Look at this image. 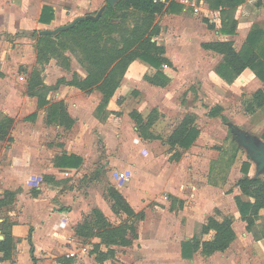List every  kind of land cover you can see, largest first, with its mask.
Masks as SVG:
<instances>
[{"label":"rangeland","instance_id":"obj_1","mask_svg":"<svg viewBox=\"0 0 264 264\" xmlns=\"http://www.w3.org/2000/svg\"><path fill=\"white\" fill-rule=\"evenodd\" d=\"M197 1H203V9L196 14L191 9L185 12L181 9L177 13L163 12L154 17L160 30L151 40L163 47L166 55L174 57L173 68H165L171 75L168 85L161 88L144 80L132 83L123 80L116 96L100 109L96 107L102 101V94L97 89L89 93L67 92L62 98V101L67 100V110L69 103L76 104L72 106L75 112L88 120L75 122L70 128L48 124L46 116L50 104L36 106L35 100L26 95V89L37 79L52 87L61 79L71 80L75 74L79 79L87 76L86 69L78 61L77 50L75 54L70 48L59 46L60 42L73 44V38L62 35L41 40L39 31L44 28L37 29L36 33L0 32V123L5 117L13 119L4 138H0V165L13 163L37 168L39 186L55 189L58 194L69 193L70 198L79 197L82 208L79 220L72 227L73 238L77 248L86 247L87 264H139L136 259L140 258V240L134 242L136 246L131 245L133 251L130 253V249L98 236L100 228H94L92 224L97 201L106 208V214L101 212L111 226L133 225L134 222L142 228L145 241L156 238L157 242H164L165 249L168 246L166 250L172 255H175L173 248L176 250L177 244L182 247L186 241L201 242L208 237L201 234V227L209 217L221 220L228 215L233 218L232 225L238 236L227 255L205 256L198 250L185 257L189 258L188 264H264V238L256 239L264 233V210L258 212L248 230L235 202V197L248 200L235 185L242 176L244 161L250 163L248 174L252 177L264 179V174L256 172L255 160L235 140L233 132L237 127L239 131H247L257 143L264 142L261 136L264 107L253 113L244 110V101L262 88L263 83L254 73L231 82L215 73L214 67L221 62V56L203 50L199 43L216 39V32L207 28L202 19L215 20L214 12L219 9L210 7L207 0ZM249 2L258 7L264 0ZM98 8L80 15L95 14ZM114 14L115 11L107 17ZM76 16L79 15L70 16L62 24ZM255 19L264 26V18ZM134 22V17H128L125 26L131 28ZM190 33L197 35L195 40L190 39ZM146 66L149 69L147 63ZM42 89L39 93L44 96L46 90ZM46 99L49 103L59 101L54 92L46 93ZM216 105L221 107L220 114L209 116V109ZM131 111L143 118L146 127L136 125ZM9 112L10 116L4 114ZM150 113L154 118L151 122L148 121ZM31 114L37 116L30 118L28 115ZM189 114L195 116L197 136L188 147H169L165 138ZM41 115L45 118L41 119ZM91 116L98 118V122ZM149 133H156L161 138L153 139ZM26 145L31 147L29 156L24 148ZM74 148L84 154V163L76 172L57 163L58 153L71 152ZM114 170H129L131 179L122 183L114 180ZM27 177L22 179V184ZM109 187L119 191L134 209L143 210L145 219L138 222L123 212L112 211V201L107 194ZM29 189L26 193L31 194ZM8 200L9 197L5 200L7 204ZM133 237L127 232V238ZM155 253L145 264H156L160 259L168 258L167 252L160 249ZM161 253L165 255L161 256ZM77 259L78 256L74 261Z\"/></svg>","mask_w":264,"mask_h":264},{"label":"trees","instance_id":"obj_2","mask_svg":"<svg viewBox=\"0 0 264 264\" xmlns=\"http://www.w3.org/2000/svg\"><path fill=\"white\" fill-rule=\"evenodd\" d=\"M166 1L119 0L115 7L107 5L97 20L84 19L72 28L61 31L56 35H39L41 40H49L62 35L71 36L73 44L67 45L60 42L59 46L63 49L70 48L75 54H77L75 51L77 50L79 53L78 61L87 71V76L83 79H79L75 74L71 80L61 79L52 87L44 85L39 79L27 86L26 93L37 98L38 107L50 104V110L46 116L48 124L70 128L75 121L68 113L64 101L59 100L49 103L46 99V93L57 89L61 84L74 86L86 93L97 89L102 94V101L97 108H104L119 87L129 64L136 59L144 61L155 69V72L144 75L146 81L158 86L167 85L168 77L161 71V66L162 64H170V61L164 56L163 47L151 40L152 37L159 34L160 30L157 23H154V17L156 14L163 12L177 13L182 9V5L173 0L168 1V4H166ZM243 1L207 0L210 7L220 10L222 19L220 32L222 34L235 32L236 21L226 20L229 18L227 9ZM114 11V16L107 17ZM138 12H141L142 15L137 16ZM53 16L52 8L44 5L40 22L48 23L53 19ZM128 17L135 18L134 25L131 28L125 26ZM33 33H36V30ZM201 46L222 55V60L216 67V72L230 82L244 69L250 68L254 75L262 81L263 86L254 91L247 102L244 101V110L253 113L257 108L264 107V31L259 26H252L242 48L238 52L233 48L231 41L205 42ZM55 50L60 51L57 48ZM0 74L2 73L0 72ZM42 88L46 90L44 96L39 93ZM220 112L221 107L216 105L210 108L208 114L217 116ZM30 116L35 117L36 114ZM130 116L139 128L146 127L143 118L136 111H131ZM148 121H154L152 113L148 115ZM194 122V115H185L165 139L166 144L170 147H188L198 134ZM12 123L13 119L11 117H5L0 123L1 139L4 138V134L7 133ZM149 134L151 138H158L152 133ZM261 136L264 139V131ZM57 161L60 167H73L80 164L81 158L74 154H63L57 157ZM249 167L250 163L248 161L242 163V176L235 182L241 194L248 198V200H243L240 197H235L241 219L246 222L248 230L254 224L259 210L264 208V180L248 174ZM107 194L112 201V211L115 213L123 212L129 219L134 221L143 218V213L134 212L125 197L115 188L109 187ZM94 214L92 224L94 228H100L98 236L103 237L107 242L126 246L131 242V239L127 238V232H130L132 236L136 235L134 222L133 225L132 223H126L113 227L98 208L94 209ZM201 234L211 235L201 242L198 240L184 242L181 251L183 257H189L192 252L198 250L206 256L216 251H225L236 237L232 228V218L227 216H224L221 220L209 217L202 225ZM262 236L264 237V233ZM11 241L10 235L0 241V251L3 252L4 257L12 253L14 245Z\"/></svg>","mask_w":264,"mask_h":264},{"label":"crops","instance_id":"obj_3","mask_svg":"<svg viewBox=\"0 0 264 264\" xmlns=\"http://www.w3.org/2000/svg\"><path fill=\"white\" fill-rule=\"evenodd\" d=\"M168 1L170 0H167L166 4H168ZM175 1L182 5V10L184 12L187 11V9H191V11L195 14L199 12V10L202 8L201 5L203 4V1L201 3H198L197 0H190L188 4L182 3L181 0ZM105 3L106 0H0V32L14 33L17 31L29 32L37 29L39 30L40 28L48 29L66 22V20L70 16L80 15L87 11H92L93 9H97L98 7L100 8ZM257 4H259V1L257 2ZM44 5L50 6L53 10V19L48 23L40 22V16ZM194 8H197L198 10L194 11ZM227 10L229 18H227L226 20L236 21L235 32L232 34H222L220 32V28L222 26L220 10L214 12L216 18L213 21H209L208 19H206V17H203L202 21L207 24V28L211 30L213 29L217 34L216 39L205 40L199 43L200 47L203 50L219 54L215 51L204 49L201 44L212 41H231L233 48L238 52L242 48L247 35L253 25L259 26L264 31V26L260 24L257 19H255L261 18L262 20V18H264V3L256 7L252 5L249 0H244L243 2L237 4L234 7H230ZM190 35L191 40L196 39L197 35L192 33H190ZM219 55L222 59V55ZM164 56L170 61V64H162L161 71L166 77H168L169 83L171 75L167 73L165 68H173L172 61L174 62V57L173 55H166V53H164ZM218 64H216L214 67V71L216 74V67L218 66ZM147 68L148 67L146 66V63L140 59L132 61L129 64L124 76L122 77L120 85L123 80L127 81L128 83L141 82L144 80L146 83L150 84L144 79V75L146 73L151 74L155 72V69L151 66H149V69ZM142 69L145 70L144 73H142ZM250 73L253 74L252 70L250 68H246L237 77L246 78L249 77ZM64 85L65 84H61L57 89L50 91L54 92V94L57 95L58 100H63L62 98L66 97L67 92L74 93V91H81L74 86ZM150 85L161 88L167 86H158L154 84ZM118 89L119 87L116 89L112 97L116 96ZM26 95L35 100V104L36 106H38V101L35 96H29L27 93ZM64 102L66 103L67 100L65 99ZM75 105L76 104H68V113L70 114V116L74 119L75 122H88V120H86V118H84L80 113L75 112V109H73L74 107H72ZM4 114L10 116V112L8 114ZM40 117L41 119L45 118L44 115H41ZM93 118H95V121L98 122V118H96L95 116ZM235 128L237 129V127ZM172 131H170L169 135ZM242 132H244L245 135L249 136V134H247V131ZM152 134L158 137L153 139L161 138L156 133ZM24 148H27V154L29 156V154L31 153V147L29 145H26L24 146ZM80 151V149L74 148L71 152L61 151L60 153H58V157L63 154H74L81 158V162L78 166H73L65 169H71L73 172H76L80 169V167L84 163V154ZM49 169L52 170L53 167ZM113 172L114 180L120 183L128 182L131 179V173L129 172V170H125L124 172L122 170H114ZM37 173V168H33L32 166L24 167L22 165H14L13 163L9 165H0V241L3 240L6 236L10 235L12 240L11 243L14 245L12 253L7 257H4L3 252L0 251L1 264H66L67 262L68 264H87L86 262L88 261V257L86 256L85 259L84 256L86 253V247L77 248V245L75 244L73 238V235L75 233H73L72 227L79 220V212L82 208V205L78 202L79 197L75 195L73 198H70L69 193L58 194V191H56L55 189L43 188L39 186L40 181ZM28 174L32 175L28 176ZM262 174H264V172L260 173V175ZM34 175L37 176V178H35ZM123 175L128 176V179L126 181L122 177ZM24 177H27L24 181L25 185L22 184V179ZM257 177L258 176H256V178ZM258 178H260V176ZM28 189L31 194L26 193V190L28 191ZM8 197L10 199V201L8 200L9 204H7L5 201ZM127 202L130 204L134 212L143 213V218L136 221H143L145 219L144 211L134 209L133 204L129 201ZM96 204L97 208L106 214V208L104 207V205L98 201ZM261 210H264V208H261L259 212ZM227 217L230 216L227 215ZM243 222L245 223V221ZM134 227L136 235L133 237V239L131 238V242L126 246H116L128 248L130 249L129 252L131 253L133 251V247H131V245L136 246L137 243L134 244V242H136V240H140L138 242H141V247L138 249V251L141 259L137 258V263H148L155 251L160 249L161 251L167 252L168 258L160 259V261H158L156 264H159L160 262L165 260L168 261L167 264H188L189 258H185L182 256L181 244L176 245V250L173 248V252H175V255H172L169 250H166L168 246H166L165 249L164 242V244L160 243L159 241L157 242L156 238H154L153 240H150V238H148V240L145 241L142 236L143 232H141L142 228L139 225L137 226L136 224H134ZM232 228L237 237L238 233L235 231L233 225ZM204 235H208V237L206 238L208 239L211 234ZM153 237H151V239ZM262 237H260V239ZM257 240H259V238H257ZM232 243L230 244V246L232 245ZM230 246L225 251H216L214 253H226L227 250H229ZM70 253L73 254L69 255ZM155 255L160 256L159 253H155ZM162 255L165 254L161 253V256ZM76 256H78L79 259H77V261H74ZM64 258H67V260H69L67 261Z\"/></svg>","mask_w":264,"mask_h":264},{"label":"water","instance_id":"obj_4","mask_svg":"<svg viewBox=\"0 0 264 264\" xmlns=\"http://www.w3.org/2000/svg\"><path fill=\"white\" fill-rule=\"evenodd\" d=\"M119 0H106V3L102 5L95 14L79 15L73 18L70 22L58 25L53 29H42L39 31L40 35H56L61 31L72 28L76 23L84 19L97 20L107 5L113 7ZM233 132L236 134L235 139L239 145L243 146L248 154L255 160L256 168L259 173L264 172V142L259 141L258 143L253 137L247 136L244 132L233 128ZM1 239V236H0Z\"/></svg>","mask_w":264,"mask_h":264},{"label":"built area","instance_id":"obj_5","mask_svg":"<svg viewBox=\"0 0 264 264\" xmlns=\"http://www.w3.org/2000/svg\"><path fill=\"white\" fill-rule=\"evenodd\" d=\"M182 3L184 4H188L190 2V0H181ZM198 9L197 8H194V11H197ZM124 178V180L126 181L128 179V176L126 175H123L122 176ZM73 253H70L69 255H72ZM0 264H1V261H0Z\"/></svg>","mask_w":264,"mask_h":264}]
</instances>
